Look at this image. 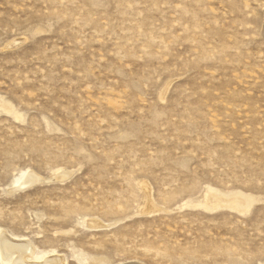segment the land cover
<instances>
[{
	"label": "rangeland",
	"instance_id": "374dc122",
	"mask_svg": "<svg viewBox=\"0 0 264 264\" xmlns=\"http://www.w3.org/2000/svg\"><path fill=\"white\" fill-rule=\"evenodd\" d=\"M263 25L264 0H0V234L264 264Z\"/></svg>",
	"mask_w": 264,
	"mask_h": 264
},
{
	"label": "bare ground",
	"instance_id": "6f19581e",
	"mask_svg": "<svg viewBox=\"0 0 264 264\" xmlns=\"http://www.w3.org/2000/svg\"><path fill=\"white\" fill-rule=\"evenodd\" d=\"M262 36H264V29L262 32ZM56 170H57L56 172H58V170L60 169H56ZM56 172L54 171L53 175H55ZM62 172L59 175H56V177L59 176L63 180L68 177L69 173L66 172L62 173ZM44 179L45 178H43V176L36 173L35 171L32 170L27 171L21 177V179H19L16 186H14L12 189L16 190L19 188H23L25 186L32 185ZM233 201L235 200L232 199L231 202ZM0 252L2 257L6 259L5 264H65L64 256H62L61 254L55 255V253H50L37 257L35 255V247L32 244H30L27 241V239H24V237L21 239H16L8 234H5V232H1L0 234ZM123 264H139V263L135 261H129L128 263L126 262Z\"/></svg>",
	"mask_w": 264,
	"mask_h": 264
}]
</instances>
